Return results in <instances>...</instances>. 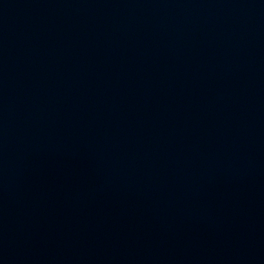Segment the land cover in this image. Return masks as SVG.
Masks as SVG:
<instances>
[{
  "label": "water",
  "instance_id": "95a60500",
  "mask_svg": "<svg viewBox=\"0 0 264 264\" xmlns=\"http://www.w3.org/2000/svg\"><path fill=\"white\" fill-rule=\"evenodd\" d=\"M0 264H264V0H0Z\"/></svg>",
  "mask_w": 264,
  "mask_h": 264
}]
</instances>
